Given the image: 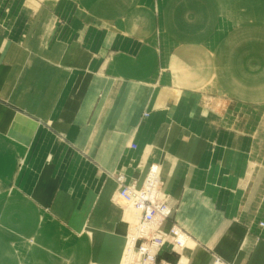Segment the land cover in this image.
Listing matches in <instances>:
<instances>
[{
  "label": "crops",
  "instance_id": "obj_1",
  "mask_svg": "<svg viewBox=\"0 0 264 264\" xmlns=\"http://www.w3.org/2000/svg\"><path fill=\"white\" fill-rule=\"evenodd\" d=\"M259 15L242 0H0V264H124L136 214L114 174L140 185L153 164L162 230L188 237L157 263L264 264V91L225 84L226 58L257 75Z\"/></svg>",
  "mask_w": 264,
  "mask_h": 264
},
{
  "label": "built area",
  "instance_id": "obj_2",
  "mask_svg": "<svg viewBox=\"0 0 264 264\" xmlns=\"http://www.w3.org/2000/svg\"><path fill=\"white\" fill-rule=\"evenodd\" d=\"M130 147L135 148L133 145ZM114 179L118 186L114 201L120 202L137 215L134 223H128L123 263L164 264L157 263L162 247L166 243L171 244V250L177 253L185 247L188 237L176 224L171 225L167 231L162 230V225L168 221L172 209L160 190L158 165L148 167L140 185L134 180L126 183L121 173L114 174ZM214 264L226 263L215 259Z\"/></svg>",
  "mask_w": 264,
  "mask_h": 264
},
{
  "label": "rangeland",
  "instance_id": "obj_3",
  "mask_svg": "<svg viewBox=\"0 0 264 264\" xmlns=\"http://www.w3.org/2000/svg\"><path fill=\"white\" fill-rule=\"evenodd\" d=\"M246 5L251 4V9L253 12H255L257 15L260 13L264 12V1L263 0H242ZM260 16V15H259ZM261 17V16H260ZM214 34H210V37H212ZM256 36V43L257 45H260L261 51L257 53V56L259 60L256 62V64H250L251 66H254L252 68H256V73L257 75H254L255 77H252L253 83L248 85L249 80L247 77L237 75L233 72V68L236 66V62H233V60H229L230 58H226V69H225V84L226 87L231 89V86H237L239 85L242 89H246L250 86H253L259 91H264V36L259 34L258 32H255L251 34V36ZM244 34H241L239 40L243 41L244 40ZM217 37V36H216ZM217 40V38H216ZM214 41V40H213ZM225 42V41H224ZM228 44H233L234 43L231 41ZM243 66L242 64L240 67ZM246 67V65H245ZM239 76V77H238ZM252 121L256 122V129H254V133L256 136L264 138V108L254 110L252 114ZM130 221H135L134 216H130ZM132 223V222H130Z\"/></svg>",
  "mask_w": 264,
  "mask_h": 264
},
{
  "label": "bare ground",
  "instance_id": "obj_4",
  "mask_svg": "<svg viewBox=\"0 0 264 264\" xmlns=\"http://www.w3.org/2000/svg\"><path fill=\"white\" fill-rule=\"evenodd\" d=\"M131 212H132V211H131ZM134 217H135V219H137V215H135ZM135 221H136V220H135ZM135 221H132V223H134Z\"/></svg>",
  "mask_w": 264,
  "mask_h": 264
}]
</instances>
